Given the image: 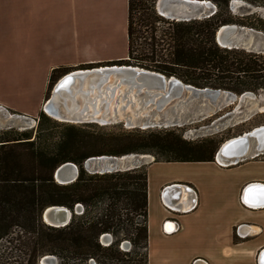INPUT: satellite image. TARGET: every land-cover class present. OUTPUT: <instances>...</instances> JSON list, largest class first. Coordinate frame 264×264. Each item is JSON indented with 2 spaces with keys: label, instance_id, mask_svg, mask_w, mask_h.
<instances>
[{
  "label": "trees",
  "instance_id": "1",
  "mask_svg": "<svg viewBox=\"0 0 264 264\" xmlns=\"http://www.w3.org/2000/svg\"><path fill=\"white\" fill-rule=\"evenodd\" d=\"M209 1L216 7L213 15L174 21L158 14L156 0H127V60L113 63L174 76L198 88L264 94V52L226 49L215 40L222 25L234 24L262 35L264 26L233 15L232 0ZM70 70L53 69L49 84ZM39 119L35 135L12 128L0 131V241L9 244L6 249L19 251L17 264H40L46 255L54 256L56 264H149L146 165L90 174L84 169L85 160L134 154L152 155L156 162H210L218 146L210 152L195 151L197 147L180 137L169 139L172 131L108 132L96 123L62 122L51 127L60 126L53 137L43 128L50 118L40 113ZM66 162L75 164L79 175L74 182L60 185L53 172ZM77 204L83 210L65 226L51 227L41 221L49 206L73 211ZM105 234L112 238L110 243L102 242Z\"/></svg>",
  "mask_w": 264,
  "mask_h": 264
},
{
  "label": "crops",
  "instance_id": "2",
  "mask_svg": "<svg viewBox=\"0 0 264 264\" xmlns=\"http://www.w3.org/2000/svg\"><path fill=\"white\" fill-rule=\"evenodd\" d=\"M117 1L103 0V10ZM95 4V0H0V12L16 10L27 20L24 39L41 89L49 71L70 67L61 59L54 64V56L68 54L71 39L75 49L81 43L86 6L94 12ZM121 4L127 18V0ZM88 63L97 62L84 64ZM38 100L39 93L35 106ZM146 164L149 264H257L264 249V206L249 207L242 199L248 187L264 184V158L229 165L215 160Z\"/></svg>",
  "mask_w": 264,
  "mask_h": 264
},
{
  "label": "water",
  "instance_id": "3",
  "mask_svg": "<svg viewBox=\"0 0 264 264\" xmlns=\"http://www.w3.org/2000/svg\"><path fill=\"white\" fill-rule=\"evenodd\" d=\"M155 8L160 16L174 21L203 19L213 15L216 11L215 5L209 0H156ZM249 33L250 31L244 27L226 24L218 28L215 40L220 47L226 49L242 47L251 52H264V46L247 43ZM251 37L254 40L264 41V35L261 33H253ZM123 60H127V58H120L116 61ZM83 82L91 87L96 85V90L100 92L110 91L109 94H106L110 100L115 96L117 90L125 89L126 91L132 90L139 97L146 96L151 104L147 106L144 114H140L134 119L128 117V111L122 112L114 118L108 115L90 116L84 112L85 108H83V113L81 109L77 117L70 118L69 114L61 108L62 103L66 96L79 88ZM55 96L58 97V102L54 101ZM249 99L255 101L254 112L264 114V96L257 97L252 92L237 95L222 89L198 88L186 84L174 76H165L138 66L109 61L108 65L76 69L63 75L55 83L42 110L45 114H50V117L57 118L55 120L61 119L58 121L65 123H96L100 126H107L121 122L127 130H148L179 127L187 122L206 118L230 103L237 102L240 105ZM104 100L102 99V101ZM115 102L119 101L115 99ZM122 103V107H126L129 100ZM131 106L132 104H130V108ZM0 111H5V108L0 107ZM153 112L159 115V120L152 119ZM19 118L29 120L25 115ZM262 155H264V123L224 141L214 153V160L218 162V157H222L228 161L226 165H229ZM126 158V156L106 155L90 157L85 160L84 169L90 174H103L126 171L140 166L132 162L130 165L127 164ZM78 175V167L71 162H66L54 170L53 179L60 185H67L74 182ZM242 200L249 207L264 206V184L248 187ZM82 210L80 204H77L73 211L64 206H49L41 213V221L51 227H62L70 222L73 214H79ZM101 240L104 243H110L112 238L109 234H105ZM122 247L126 248V243ZM56 263L57 259L52 255H46L40 260V264ZM257 264H264V249L258 255Z\"/></svg>",
  "mask_w": 264,
  "mask_h": 264
},
{
  "label": "rangeland",
  "instance_id": "4",
  "mask_svg": "<svg viewBox=\"0 0 264 264\" xmlns=\"http://www.w3.org/2000/svg\"><path fill=\"white\" fill-rule=\"evenodd\" d=\"M95 1L94 12L90 11L91 6H86L87 9L83 17L85 29L80 28L81 31L83 30L79 37V42L81 43L76 44L75 49L71 39L70 52L61 58L54 56V64L59 59L64 60L68 63L67 66H70V71H73L90 68L80 67L79 64L82 65V63L97 62L98 64L95 63L91 67L102 66L108 65L109 61L114 62L120 57H126V14L124 13L121 0L111 4L108 7V11L103 10V0H101L100 5L98 0ZM229 9L236 17L244 16L245 23H252L260 27L264 26V2L261 0H232L229 3ZM26 22L25 16H22L19 11L0 12V105L8 107H4L5 111H0V131L12 128L16 131L32 132L35 135L40 120L39 114L44 113L42 104L50 97L55 83L60 78L50 85L49 78L52 72L49 71L47 75L48 83L46 81L45 88L41 89L40 85L36 84L39 80H35L37 78L35 76L37 70L31 67L29 63L31 60L28 49L29 43L28 40L25 41L24 39L27 31L25 30ZM252 34V32L249 33V37L246 40L247 43L264 46V41L254 40L251 37ZM62 72L61 70L58 74H62ZM37 90L39 100L37 106H35L38 95ZM255 95L257 97L264 96L263 93ZM254 107L255 101L250 99L245 100L240 105L234 102L220 108L206 118L187 122L179 127L154 128L147 131L162 133L172 131L174 135L169 137V139L175 140L180 137L197 147L195 151L205 150L210 152L215 150V146L219 147L224 141L248 132L264 123V114L254 112ZM8 113L9 117H7ZM22 115L27 116L29 120L26 121L19 118ZM45 115L50 118V121L44 123L43 128L50 131V136H58L60 126L52 129L51 127L56 126V124L60 125L62 122L47 114ZM159 118V115L153 112L152 119L159 120ZM104 130L119 132L125 130V128L119 122L107 125ZM142 156L144 155H128L127 164L130 165L132 162L139 165H147L146 163L155 159L152 155H148L149 158L144 159ZM260 157L264 158V155ZM16 236L13 235V237ZM24 238L22 237L21 239ZM6 247H10L9 244L5 241H0V264H17L16 260L20 256L19 251L6 249Z\"/></svg>",
  "mask_w": 264,
  "mask_h": 264
},
{
  "label": "bare ground",
  "instance_id": "5",
  "mask_svg": "<svg viewBox=\"0 0 264 264\" xmlns=\"http://www.w3.org/2000/svg\"><path fill=\"white\" fill-rule=\"evenodd\" d=\"M91 81L93 82V78H91ZM109 93L110 91L108 90H106L105 93L100 92L99 90H96V85L91 87L89 84L87 85L83 82L79 88L75 89L70 95L66 96L61 108L65 113L69 114L70 118L77 117L81 112V109L83 113V108H85L84 112H87L90 116L108 115L114 118L115 116H119L122 112L128 111V117L134 119L140 114H144L147 110V106L151 104L150 100L146 96L139 97L132 90H117L115 96L111 100L110 97L106 96V94ZM57 98L58 97L55 96V102H58ZM102 99L105 100L102 101ZM115 99L119 102L116 103ZM126 100H129V104H127L126 107H122V102ZM130 104H132L131 108ZM7 117H9V113L7 114ZM52 118L57 119L53 116ZM126 157H128V155H126ZM218 161L224 162L225 165L228 162L222 157H218Z\"/></svg>",
  "mask_w": 264,
  "mask_h": 264
}]
</instances>
